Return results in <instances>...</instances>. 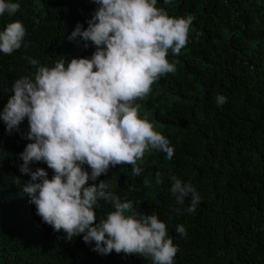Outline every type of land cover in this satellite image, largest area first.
I'll return each instance as SVG.
<instances>
[{
    "label": "trees",
    "instance_id": "trees-1",
    "mask_svg": "<svg viewBox=\"0 0 264 264\" xmlns=\"http://www.w3.org/2000/svg\"><path fill=\"white\" fill-rule=\"evenodd\" d=\"M11 2L20 8L0 15V31L19 21L26 35L11 55L0 52V112L14 95L15 80L34 77L26 57L53 67L61 58H91L96 51L90 41L67 39L78 24L88 27L98 8L94 0ZM157 7L171 17H194L181 53L169 50L176 71L137 101L141 118L169 139L174 155L169 160L149 149L137 161L143 169L139 176L132 175L131 165H117L88 183L106 180L109 190L138 212L157 214L178 248L174 264H264V0H172L170 5L157 0ZM217 95L227 102L218 106ZM29 130L27 118L11 132L0 120V264H152L150 258L114 250L100 255L83 234L68 241L63 230L42 222L23 191L30 174L20 171V154L32 142L26 138ZM29 167L54 175L42 161ZM173 176L190 182L201 196L194 213L185 211L190 197L179 205L171 194ZM99 203L98 220L113 210ZM181 224L186 236L176 232Z\"/></svg>",
    "mask_w": 264,
    "mask_h": 264
},
{
    "label": "clouds",
    "instance_id": "clouds-1",
    "mask_svg": "<svg viewBox=\"0 0 264 264\" xmlns=\"http://www.w3.org/2000/svg\"><path fill=\"white\" fill-rule=\"evenodd\" d=\"M171 4L172 0H164ZM98 8L85 29L78 24L67 37H78L96 46L91 58L59 59L53 67L41 66L27 58L35 69L34 77L15 80L0 120L11 132L28 119V143L20 154V171L30 174L23 191L36 206L42 222L67 240L83 234L86 244L95 242L94 252L107 255L137 254L150 258L152 264H174L178 252L168 229L157 214L138 212L131 201L122 200L110 191V183L101 180L89 185L110 167L131 165L132 175L139 176L137 165L146 150L155 149L174 155V147L154 125L141 118L142 101L161 77L176 71L169 62V50L179 55L189 39L194 17H171L157 0H94ZM19 3L0 0V15L15 14ZM26 35L23 24L10 22L0 31V52L11 55L21 48ZM199 34H197L198 37ZM89 45L85 43L84 47ZM27 47V45H25ZM216 102H227L217 95ZM44 162V168L32 170V162ZM87 165L90 172L83 167ZM171 194L179 205L190 197L185 209L194 213L201 196L193 185L173 176ZM146 187L151 179L143 181ZM163 183L161 173L155 177ZM105 201L113 209L97 219L96 208ZM176 232L186 236L184 225Z\"/></svg>",
    "mask_w": 264,
    "mask_h": 264
}]
</instances>
